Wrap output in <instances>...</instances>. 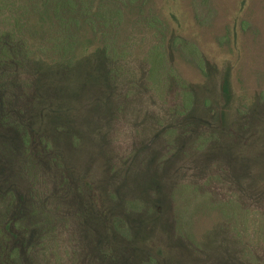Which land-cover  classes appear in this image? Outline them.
I'll use <instances>...</instances> for the list:
<instances>
[{"label": "rangeland", "instance_id": "rangeland-1", "mask_svg": "<svg viewBox=\"0 0 264 264\" xmlns=\"http://www.w3.org/2000/svg\"><path fill=\"white\" fill-rule=\"evenodd\" d=\"M21 3L0 0V263L264 264V0Z\"/></svg>", "mask_w": 264, "mask_h": 264}, {"label": "trees", "instance_id": "trees-1", "mask_svg": "<svg viewBox=\"0 0 264 264\" xmlns=\"http://www.w3.org/2000/svg\"><path fill=\"white\" fill-rule=\"evenodd\" d=\"M21 2H22V0H14V7L16 6L17 3H19L22 6ZM21 6H18V7L21 8ZM23 9L25 10L24 7H23ZM23 14L24 13L19 14V16H17V17H14V23H15V25L18 24L19 27H23L26 25V30L29 32L41 31L45 34V32H47V30H45L46 26H47V28H50L52 30L56 25L54 23L53 17L50 19V21H46L45 19H43L47 14H40L39 21H38L37 25L31 23L29 21V19H28V21H25L23 19ZM46 19H48V17ZM26 20H27V16H26ZM30 38H33V36L30 35ZM90 43L91 42L89 40H83L82 41L81 39H78V38L76 40V38L74 37V39L69 43L71 45V47L74 46L71 61L73 62L77 57L79 58V57L84 56L83 54L89 49L88 45ZM63 49L65 50L66 46H64ZM221 95H222V103L220 105V119L222 122H224L226 120L228 107H229V104H230L231 99H232V90H231L230 76H229L228 70H226V72L223 74V77H222ZM16 249L17 248H14V264H19L17 257H16ZM0 264H2V263H0Z\"/></svg>", "mask_w": 264, "mask_h": 264}]
</instances>
